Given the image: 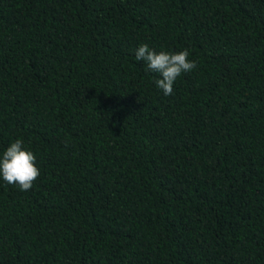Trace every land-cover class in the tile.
I'll return each mask as SVG.
<instances>
[{"label":"trees","instance_id":"trees-1","mask_svg":"<svg viewBox=\"0 0 264 264\" xmlns=\"http://www.w3.org/2000/svg\"><path fill=\"white\" fill-rule=\"evenodd\" d=\"M188 49L156 86L137 61ZM0 264H264V0H0Z\"/></svg>","mask_w":264,"mask_h":264},{"label":"clouds","instance_id":"clouds-1","mask_svg":"<svg viewBox=\"0 0 264 264\" xmlns=\"http://www.w3.org/2000/svg\"><path fill=\"white\" fill-rule=\"evenodd\" d=\"M189 55L188 49L175 53H157L147 44H142L135 52L137 61L145 62L148 70L159 74L161 78L156 79L155 83L165 96L174 94V84L178 77L197 68L196 62L188 59ZM39 176L36 156L24 149L23 140L17 139L11 143L0 158V177L7 184L18 186L21 191H28L33 188Z\"/></svg>","mask_w":264,"mask_h":264}]
</instances>
